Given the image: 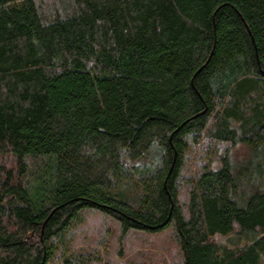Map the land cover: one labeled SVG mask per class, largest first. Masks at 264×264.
<instances>
[{"label": "trees", "instance_id": "16d2710c", "mask_svg": "<svg viewBox=\"0 0 264 264\" xmlns=\"http://www.w3.org/2000/svg\"><path fill=\"white\" fill-rule=\"evenodd\" d=\"M203 134L253 158L204 171L186 213L185 138ZM157 149L154 169L124 162ZM5 157L0 264H49L86 209L124 236L173 226L183 264H264V0H0Z\"/></svg>", "mask_w": 264, "mask_h": 264}, {"label": "rangeland", "instance_id": "374dc122", "mask_svg": "<svg viewBox=\"0 0 264 264\" xmlns=\"http://www.w3.org/2000/svg\"><path fill=\"white\" fill-rule=\"evenodd\" d=\"M217 109L218 107L215 110ZM185 142L188 148L177 187L179 202L187 213L193 185L204 171L221 168L223 160L228 155L236 165L245 166L252 160L253 154L246 144L218 141L205 134L197 142L192 135H189L185 138ZM148 161L144 164L142 161H136L131 165L133 162L124 160L130 168L147 165L152 169L160 164L161 151L157 149L155 158L151 157ZM0 163L7 168L13 167V161L9 157L0 160ZM28 163V179L32 182L34 175L39 177L46 168L35 160H29ZM257 181L260 183L261 179L257 178ZM250 182H255L254 176ZM125 188V186L114 188L113 192L115 196L123 193L129 198L124 200L128 201L133 198V193L124 191ZM216 240L223 242L224 239L218 237ZM53 242H55L53 257L49 264H66L67 261L71 264H183L184 262L173 226L161 233L130 231L124 236L115 218L92 209L80 211L73 225L64 231L62 238Z\"/></svg>", "mask_w": 264, "mask_h": 264}, {"label": "water", "instance_id": "95a60500", "mask_svg": "<svg viewBox=\"0 0 264 264\" xmlns=\"http://www.w3.org/2000/svg\"><path fill=\"white\" fill-rule=\"evenodd\" d=\"M192 84H193V83H192ZM203 113H205V112H203ZM203 113H202V114H203ZM175 163H176V154H175V158H174L173 164H172V166H171V168H170V170H169L168 178H169L170 175L172 174V171H173V169H174V165H175ZM170 198H171V196H170Z\"/></svg>", "mask_w": 264, "mask_h": 264}]
</instances>
